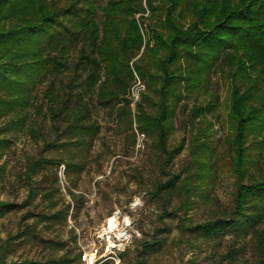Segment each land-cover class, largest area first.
I'll use <instances>...</instances> for the list:
<instances>
[{"label":"trees","instance_id":"16d2710c","mask_svg":"<svg viewBox=\"0 0 264 264\" xmlns=\"http://www.w3.org/2000/svg\"><path fill=\"white\" fill-rule=\"evenodd\" d=\"M134 72L147 86L135 112ZM217 73L231 81L222 152L207 117L220 104L210 89ZM180 106L196 129L191 158L182 172L156 180L154 196L181 233L231 237L227 264L240 257L247 238L253 264H264V0H0V121L8 118L0 148L10 142L1 134L12 129L38 145L25 173L30 198L39 175L52 171L57 183L62 164L68 176L84 170L101 131L98 108L117 121L128 115V126L151 139L159 170L174 164L185 148V140L169 142ZM223 167L234 178L233 203L205 222L182 220ZM19 207L1 201L0 215ZM46 219L60 222L61 214ZM37 232L27 224L1 242L0 264H66L8 261L16 240L43 241ZM159 234L143 243V257L164 245Z\"/></svg>","mask_w":264,"mask_h":264},{"label":"rangeland","instance_id":"374dc122","mask_svg":"<svg viewBox=\"0 0 264 264\" xmlns=\"http://www.w3.org/2000/svg\"><path fill=\"white\" fill-rule=\"evenodd\" d=\"M149 14L147 11L146 17ZM98 20H102L101 13ZM134 73V85L145 86L138 98L131 96L135 112L136 103L147 92V86ZM230 85L229 79L220 73L214 74L210 89L219 94L220 104L217 111L207 117L213 124L211 137L220 152L226 148L224 142L229 133ZM207 100L201 97V102ZM187 116L180 106L169 140L171 146L185 140V148L174 164L159 170L160 161L158 164L151 139L140 133L136 124L134 130L128 126V115L117 121L109 118L105 109H96L95 117L100 121L101 131L84 170L68 176L62 164L58 167L57 183H54L52 171L46 172V178L39 175L33 180L37 188L32 198L25 173L29 158L36 156L39 147L23 129L1 134L10 142L0 148V202L21 204V207L0 215V243L27 224L37 229V238L44 239L23 244L16 240L8 261L35 259L44 262L55 258L66 264H227L224 255L230 248L231 237L208 240L195 233H181L177 219L164 212L163 202L153 193L158 178L166 180L165 174L182 172L191 158L189 146L196 129L188 123ZM7 120V117L2 119L0 125L5 127ZM133 131L137 135L135 141ZM224 157L228 160V156ZM229 174L223 167L217 183L207 191L208 195L199 192L193 209L188 215L182 211L181 219L205 222L229 207L235 190L234 178ZM169 209L172 211L170 206ZM56 212L61 214L60 222L46 219V214ZM157 232L165 239L164 245L143 257V251H147L143 243L152 241ZM250 242L249 238L240 242L246 247L233 264H253Z\"/></svg>","mask_w":264,"mask_h":264},{"label":"built area","instance_id":"2783aa9c","mask_svg":"<svg viewBox=\"0 0 264 264\" xmlns=\"http://www.w3.org/2000/svg\"><path fill=\"white\" fill-rule=\"evenodd\" d=\"M144 88H145L144 84H141V83H138L136 86L134 85L132 88V92H131L132 97L138 98L140 95L141 89H144Z\"/></svg>","mask_w":264,"mask_h":264},{"label":"bare ground","instance_id":"6f19581e","mask_svg":"<svg viewBox=\"0 0 264 264\" xmlns=\"http://www.w3.org/2000/svg\"><path fill=\"white\" fill-rule=\"evenodd\" d=\"M114 223H115V222H114V220L112 219V220H111V223H110V224H111V227H113V226L115 225Z\"/></svg>","mask_w":264,"mask_h":264},{"label":"snow or ice","instance_id":"6c2138e0","mask_svg":"<svg viewBox=\"0 0 264 264\" xmlns=\"http://www.w3.org/2000/svg\"><path fill=\"white\" fill-rule=\"evenodd\" d=\"M110 223H111V221H110Z\"/></svg>","mask_w":264,"mask_h":264}]
</instances>
